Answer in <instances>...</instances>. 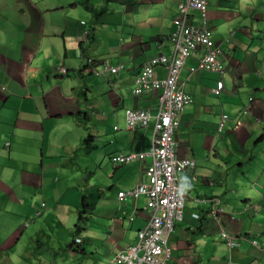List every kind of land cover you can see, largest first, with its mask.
<instances>
[{"label":"crops","instance_id":"obj_1","mask_svg":"<svg viewBox=\"0 0 264 264\" xmlns=\"http://www.w3.org/2000/svg\"><path fill=\"white\" fill-rule=\"evenodd\" d=\"M80 1L0 0V264H111L147 220L144 195L117 194L135 185L149 158L115 165L110 157L152 145L153 126L127 128L125 109L156 113L158 92L135 96L132 88L149 58L170 55L168 35L181 0H86L102 8L96 19ZM191 13L199 23V12ZM206 23L220 48L224 84L217 99L212 88L219 73L189 75L195 56L179 74L192 101L174 138L178 156L192 158L195 167L180 175L186 231L172 242L174 250L170 235L173 255L166 264H264V0H208ZM87 57L95 69L122 67L109 80L91 70ZM154 74L163 78L166 68L158 65ZM223 112L229 120L218 135ZM92 122L85 136L94 148L81 153L94 170L79 173L70 164ZM7 169L15 174L6 176ZM198 196L220 197L222 224L238 245L223 240ZM78 205L77 218L80 211L87 218L72 236L69 209ZM69 235L81 242L69 243Z\"/></svg>","mask_w":264,"mask_h":264},{"label":"built area","instance_id":"obj_2","mask_svg":"<svg viewBox=\"0 0 264 264\" xmlns=\"http://www.w3.org/2000/svg\"><path fill=\"white\" fill-rule=\"evenodd\" d=\"M208 0H182L178 3V15L174 18V30L169 35L173 43L170 56L159 55L148 60L140 70L132 93L142 96L158 92L156 96V113L150 108L127 109L125 111L126 127H147L152 118L153 123L152 145L148 151L123 154H113L111 163L122 165L138 160L145 162L144 174L135 185L127 190L118 192V198L130 197L137 199L144 195L146 202L142 210L147 214L146 223L138 229L135 243L119 251L112 258V264H166L170 249L167 241L174 229L176 221L184 217L185 194L180 186V175L186 170L195 167V161L188 157H179L174 138L180 122L183 107L191 102L190 95L184 89V83L179 81V74L189 57L195 56V65L190 66L189 74L196 71L224 73V64L219 59L220 50L208 33L206 26V8ZM197 10L201 13L199 23H190V11ZM93 72L116 76L119 68L104 64L95 69L91 58L85 59ZM161 65L166 68L164 78L154 77V66ZM64 72V67H58ZM222 78L216 81L212 93L218 99L223 90ZM228 120L226 113H221L217 122L216 133L220 135ZM117 128V126H114ZM199 203L211 202V214L215 217L220 210L217 208V198H198ZM44 205V203H42ZM196 217V214H193ZM131 219V218H130ZM222 236L227 244L232 247L234 238L224 232Z\"/></svg>","mask_w":264,"mask_h":264},{"label":"rangeland","instance_id":"obj_3","mask_svg":"<svg viewBox=\"0 0 264 264\" xmlns=\"http://www.w3.org/2000/svg\"><path fill=\"white\" fill-rule=\"evenodd\" d=\"M156 95V94H155ZM227 114V113H226ZM228 115V114H227ZM229 116V115H228ZM237 121H240V120H237ZM155 122V118H153L151 121H150V124L151 125H153V123ZM88 127L86 128V132H85V134H84V136L86 135V133H87V129L89 130V129H91L92 130V126H93V122L92 123H90V124H88L87 125ZM90 131V130H89ZM86 137V136H85ZM81 139V138H80ZM83 139H81V140H78V142H77V149H76V151H75V156L72 158V163L73 164H70V166L72 165V166H74V167H77L76 168V170L75 171H77V172H79V173H82V168L83 167H86V170L88 171V172H90V171H93L94 170V166H93V164H92V161L89 159V157H87V156H84L82 153H81V151L83 150L82 148H80L81 147V141H82ZM82 149V150H81ZM0 154H4V153H0ZM260 161V158H257V160H256V162H254L255 163V165H254V176L257 178V176H258V173L259 172H261V169H260V166H259V164H258V162ZM263 163V165H264V161L262 162ZM34 166L36 167V161L34 160ZM246 166L248 167L249 166V163H247L246 164ZM263 168H264V166H263ZM96 171V173L98 174V172L100 171V169H96L95 170ZM186 171H189V170H186ZM15 173L13 172V170H10V169H7L6 171H5V175L6 176H13ZM100 174V173H99ZM81 178H82V176L81 177H78L77 178V182H76V185H75V187H77V189H79L80 190V185H81ZM5 180V179H4ZM48 186V185H47ZM180 186H181V184H180ZM182 187V186H181ZM72 189V188H71ZM246 191L249 193V194H251V193H254V191H253V189L250 187V185H247L246 186ZM75 192H77V190L76 191H74V194H75ZM3 193L1 192L0 193V195H2ZM6 197V199L7 200H12V196H9V195H6L5 196ZM66 198V196L64 197V199ZM66 200V199H65ZM42 203H44V202H42ZM78 207H79V205L78 206H76V207H70V209H69V213L72 215V217L74 218V221H75V223H76V221H77V215H78ZM80 207H81V209H84L81 205H80ZM74 223V224H75ZM246 223H248L247 221H246ZM86 224L87 223H85V226H86ZM185 223L184 222H181V221H176L175 222V228H174V231L172 232V238H170V240H169V245H170V247L172 248V247H174L173 246V243L178 239L179 240V238L178 237H181L182 235H183V232H185L186 230H185ZM74 226V225H73ZM180 232V234H181V236H179L178 235V233ZM82 233H84V231L82 232ZM72 236L71 235H69V243L71 242V240H72ZM254 239H256L257 241H259V243L261 244V241H260V239L257 237V236H253L252 237V239H250V238H248V239H246V241H248V242H250V241H253ZM173 242V243H172ZM250 244V243H249ZM254 246H256V245H254ZM175 248V247H174ZM173 249V248H172ZM174 250V249H173ZM172 251H171V257H172ZM170 260H171V258H170Z\"/></svg>","mask_w":264,"mask_h":264},{"label":"clouds","instance_id":"obj_4","mask_svg":"<svg viewBox=\"0 0 264 264\" xmlns=\"http://www.w3.org/2000/svg\"><path fill=\"white\" fill-rule=\"evenodd\" d=\"M182 1V0H181ZM180 1V2H181ZM179 3V2H178ZM208 4V3H207ZM177 6H178V4H177ZM207 9V8H206ZM192 11H197V10H191L189 13H190V23H192V24H195V23H193L192 22ZM197 12H199V11H197ZM199 14H200V19H201V13L199 12ZM178 15V7H177V14L174 16V18L176 17ZM174 18H173V20H174ZM173 20H172V22H173ZM205 21H206V19H205ZM206 23V22H205ZM206 26H207V23H206ZM174 30V23H173V29H172V31ZM172 31L170 32V34L172 33ZM169 34V35H170ZM169 35H168V40H169ZM213 40V39H212ZM171 42V41H170ZM215 44V43H214ZM172 45H173V43H172ZM216 45V44H215ZM217 46V45H216ZM218 47V46H217ZM173 48L174 47H172V50H171V52L173 51ZM219 48V47H218ZM219 50H220V48H219ZM171 52H170V54H171ZM163 55V54H162ZM159 56V55H158ZM166 56H170V55H166ZM154 57H157V56H154ZM154 57H151V58H149L148 60H150V59H152V58H154ZM219 57H220V54H219ZM87 58H90V57H87ZM190 58V57H189ZM92 59V58H91ZM220 59V58H219ZM93 60V59H92ZM147 60V61H148ZM146 61V62H147ZM187 61V60H186ZM84 62H86L85 60H84ZM96 61L95 60H93V63H95ZM145 62V63H146ZM222 62V61H221ZM144 63V64H145ZM186 63V62H185ZM195 63H196V61H195ZM195 63H194V65H195ZM87 64V63H86ZM122 65V64H121ZM114 66V65H113ZM156 66H158V65H156ZM156 66H154V68L156 67ZM161 66V65H160ZM122 67V66H121ZM120 67V68H121ZM119 68V69H120ZM224 68H225V66H224ZM119 71V70H118ZM225 71V70H224ZM140 72V71H139ZM204 72V71H203ZM118 73V72H117ZM216 73V72H215ZM139 74V73H138ZM224 74V73H223ZM222 74V75H223ZM117 75V74H116ZM166 75V74H165ZM189 75H191V74H189ZM221 75V74H220ZM222 75H221V77L220 78H222ZM138 76V75H137ZM154 77L155 78H157L156 76H155V74H154ZM164 78V77H163ZM219 78V79H220ZM137 79V78H136ZM223 80V79H222ZM217 81V80H216ZM136 82V81H135ZM215 86V85H214ZM185 89V88H184ZM155 93H157V92H155ZM189 94V93H188ZM146 95V94H145ZM190 95V94H189ZM142 96H144V95H142ZM157 96V95H156ZM215 96V95H214ZM191 97V96H190ZM221 97V96H220ZM219 97V98H220ZM216 98V97H215ZM249 100L251 101L252 100V98H249ZM191 101H192V99H191ZM146 108V107H145ZM145 108H140V109H145ZM128 109H132V108H128ZM134 109H138V108H134ZM127 109H125V111H126ZM223 113H225V112H223ZM124 118H125V116H124ZM228 120H229V116H228ZM236 122H237V120H236ZM126 124V123H125ZM236 124H239V123H236ZM150 125V124H149ZM225 126H226V124H225ZM116 129V128H115ZM111 158V157H110ZM181 189H182V187H181ZM182 191H183V189H182ZM183 193L185 194V197H186V193L183 191ZM198 198H208V199H212V198H217L218 199V204H217V208H219L220 210L216 213V215H215V217L211 214V211H212V205L213 204H211V202H208V203H199L198 201H197V199ZM194 200L196 201V203H198V204H200V205H204V206H206L207 207V210L209 211V213H210V215L212 216V218L214 219V221H215V223H216V225L219 227V229H220V234H221V237L223 238V240L226 242V240H225V238L222 236V232H224V233H226V234H228V235H230V236H232L233 238H234V241H235V244L232 246V247H235L236 245H238V243H237V241H236V239L237 238H235V236H233V235H231V234H229L228 232H227V230L225 229V227L223 226V224H222V221H223V219H222V216H220V214L222 213V211H223V208H222V206H221V199H220V197H218V196H209V197H204V196H198V197H195L194 198ZM43 207H45V202H44V205L41 203V205H40V207L37 209V210H35V215L36 216H39L40 214H41V212H42V208ZM193 214H196V217L195 218H199V214L198 213H196V212H194V213H192V216H193ZM194 217V216H193ZM29 222H27L26 224H28ZM174 228H175V225H174ZM140 229V228H139ZM138 231V230H137ZM173 231H174V229H173ZM172 231V232H173ZM136 237H137V233H136ZM239 238H242V239H248L249 237H247V236H240ZM74 240H75V243H79V242H81V239H80V237H78V236H76V237H74ZM135 240H136V238H135ZM168 242V241H167ZM135 243V242H134ZM133 243V244H134ZM227 243V242H226ZM250 243L251 244H253V245H256L257 246V241L256 240H253V241H250ZM168 244V243H167ZM132 245V244H131ZM169 247V246H168ZM170 249V254H171V248H169ZM123 250V249H122ZM121 251V250H120ZM117 254V253H116ZM113 258V257H112ZM169 258H170V256H169ZM168 258V259H169ZM112 260V259H111ZM168 261V260H167ZM167 263V262H166ZM111 264H112V261H111Z\"/></svg>","mask_w":264,"mask_h":264},{"label":"trees","instance_id":"obj_5","mask_svg":"<svg viewBox=\"0 0 264 264\" xmlns=\"http://www.w3.org/2000/svg\"><path fill=\"white\" fill-rule=\"evenodd\" d=\"M80 3H82L81 1H80ZM84 6H85V8L89 11V12H91L93 15H94V17H95V19L101 14V9L102 8H97V7H95L94 5H92V3H88L86 0L84 1V3H82ZM91 141H92V136L91 135H87L86 137H84L83 138V140H82V143H81V148L83 149V151H85V152H88L89 150H91V149H93L94 148V146H92V143H91ZM8 142L6 143V145L8 146ZM85 198H86V196L84 195L83 196V201L85 200ZM84 206H88V205H90L91 206V208L93 207V203H82ZM81 214V215H80ZM86 218H87V216L84 214L83 215V211H80L79 212V217L77 218V221H76V223L74 224V226H73V231H72V236H74V234L75 233H78L79 232V230L81 229V228H83V225H84V222H86ZM72 244H76L75 243V240H74V238H73V241H72Z\"/></svg>","mask_w":264,"mask_h":264}]
</instances>
